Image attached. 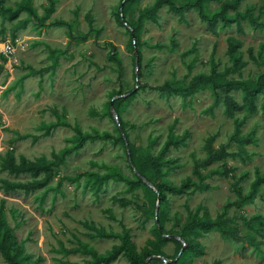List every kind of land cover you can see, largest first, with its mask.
Masks as SVG:
<instances>
[{
	"label": "rangeland",
	"instance_id": "obj_1",
	"mask_svg": "<svg viewBox=\"0 0 264 264\" xmlns=\"http://www.w3.org/2000/svg\"><path fill=\"white\" fill-rule=\"evenodd\" d=\"M4 1L5 7L15 9L22 0ZM154 1H126L121 17V0H31L42 25L27 13L13 21L0 14V38L19 45L14 57L0 59V163L6 152L12 153L16 163L20 157L28 161H52L54 155L64 158L43 189L7 192L0 182V210L14 240L30 257L29 264H90L92 258L83 252L85 248L105 255L121 244L119 238L98 236L101 230L114 235L127 230L129 241L141 254L147 241L157 238L156 208L165 231L178 233L191 214L201 217L206 212L211 219L221 216L224 227L236 233L231 238L218 231L194 236L193 248L179 264H264V230L257 232L255 219L259 216L264 223V185L251 202L225 210L237 198L235 186L246 195L251 184L264 176V93L257 96L254 111L244 110L233 118L223 114L222 104L212 107L214 97L209 89L167 96L137 88L132 96L114 99L118 116L127 124L128 142L146 168V176L165 188L152 198L142 187L129 189L118 181L109 180L98 191L87 185L85 173L104 175L117 170L132 177L123 145L93 140L78 148L72 127L85 133L117 135L116 112L109 111L108 104L117 97L116 92L125 95L135 88L137 51L141 55L138 87L167 81L188 84L199 74L223 73L232 66L226 53L229 38L241 42L236 56L244 66L226 79L254 82L264 71V29L243 21L240 28L218 24L215 32H210L195 11L179 18L167 7L161 8L155 22H143L141 44L133 49L129 27ZM218 7L219 3H206L210 13ZM238 9H251L258 22L264 23V0H242ZM87 17L92 19L91 26ZM91 28L95 31L84 41L70 37H82ZM187 51L193 52L183 58ZM188 64H193L190 72ZM230 95L241 103L240 92ZM235 123L239 124L236 136ZM51 124L57 126L42 136ZM24 135L28 138H18ZM170 135L183 138V142L169 148L160 174H155L150 159L160 153ZM33 136L39 137L35 143ZM211 138L213 149L225 146L231 152L244 150L247 155L200 167L204 181L199 182L194 167L202 165ZM239 139L247 142L237 143ZM224 164L231 169L226 177L217 174ZM0 180L26 184L32 178L28 174L14 176L0 166ZM184 182L208 185L209 189L183 195L170 190ZM118 199H126L127 206L115 202ZM176 249L177 245L169 242L162 251L172 258ZM150 258H142L140 264H151ZM160 261L165 260L160 257L154 264ZM0 264H4L1 256ZM109 264L131 262L121 253Z\"/></svg>",
	"mask_w": 264,
	"mask_h": 264
},
{
	"label": "trees",
	"instance_id": "obj_2",
	"mask_svg": "<svg viewBox=\"0 0 264 264\" xmlns=\"http://www.w3.org/2000/svg\"><path fill=\"white\" fill-rule=\"evenodd\" d=\"M50 3H53V0H48ZM123 1V0H121ZM129 3H134L137 0H127ZM242 0H155L154 3L141 11L136 20V24L130 25L129 31L131 35L130 45L133 49L136 50L140 46V30L144 21L155 22L157 17V12L163 8L167 7L169 11L178 15L179 18H183L184 14L188 11H195L198 15V18L201 22L205 23L208 30L210 32H215V27L220 24V27L227 28L231 27L235 24L238 28H240V24L243 21H246L249 25L258 28L264 29V23H259L257 18H255L252 14L251 9H246L244 12H241L238 7ZM208 2H216L219 3V7L214 12H208L206 10V3ZM5 1L0 0V14L4 18H8L9 21L15 20L21 13H27L30 18L39 22L41 25V21L37 16L35 10L31 6V0H22L15 9L7 8L4 6ZM126 3V2H125ZM232 12V14H230ZM122 16L124 15V11L122 10ZM125 20H122V23ZM87 22L89 26L92 24V19L87 17ZM126 22V21H125ZM127 24V23H126ZM240 30V29H239ZM94 29H90V32L82 37H73L70 35L72 40H80L84 41L89 36L91 32H94ZM132 36L135 38V44H133ZM172 46L175 47L176 43L173 42ZM241 42L234 38H229L227 40V55L232 62V66L226 69L223 73H217L215 70H212L209 74H199L193 77L188 84L184 82H173L167 81L164 82L160 86H148L143 85L138 88L144 89L149 88L151 90L157 91L160 94H166L167 96H176V95H193L198 91L209 89L212 92L214 97V101L212 107H217L220 104L223 105V114L229 118H233L235 113L242 112L244 110H255V100L258 95L264 93V71L263 73L256 79V81H248V80H228L226 79L227 75L237 73L244 66V63L240 58L236 56L237 50L240 48ZM160 47V46H158ZM193 51H187L182 54V57H186L188 54ZM53 54V53H52ZM113 57V54L110 53ZM138 62L141 61L140 52H136ZM114 59V57H113ZM5 61V59L3 58ZM3 65H0V69ZM193 68V64L187 65V70L190 72ZM238 91L241 93V103L236 102L232 96L231 92ZM131 92V91H130ZM122 95L121 91L116 92L115 95ZM133 92L131 94L134 95ZM115 101V100H114ZM113 101V110H115V114L117 116L118 123L115 125L116 136L109 134L108 132H97L94 131L92 133L82 132L78 126L72 127L76 136L78 137V148H81L82 145L87 141L99 140V141H112L115 143H119L124 146L126 150V145L128 148V153L126 151L127 156L130 157L132 166L136 173H134L132 169V177L125 176L121 172L117 170H112L104 175H97L94 173H85L87 176V185L90 186L93 190H100L104 184H106L109 180L118 181L125 183L129 189H136L142 187L146 193L152 197L156 198V194H162V189L165 187L162 183H154L151 179H149L146 174V168L140 163V161L135 156L134 146L128 142V133L126 131L127 124L124 123L120 117L118 116V109L115 107V102ZM121 99L119 100V102ZM108 110L110 109V102L108 104ZM57 124H51L46 128V131L42 134V136H48L50 130L55 128ZM63 126H69L67 124H63ZM129 128L134 130L135 127L130 125ZM239 124L235 123V136L239 133ZM20 140H25L28 138V135L18 137ZM39 137L33 136L32 143H35ZM183 142V138H175L170 135L166 142L164 143L160 153L157 156L151 157L150 165L155 174H160V165L163 162L164 155L168 152L170 147H177L180 143ZM247 142L243 139H239L237 143L243 144ZM206 158L202 162V165L196 164L194 167V174L199 182L204 181V176L199 171L200 167L208 166L212 163H220L223 162L227 158H235V157H243L247 154L244 150H239L236 152H231L226 149L225 146L220 147L219 149H213L212 147V138L209 139L206 143L205 147ZM64 162L63 155L58 156L54 155V160L46 161L45 159H40L36 161H28L24 157L19 158V162L16 163L15 157L11 152L5 153L4 160L0 163L1 170L8 171L10 174L14 176L28 174L32 181L22 184L19 182L11 183L9 181L0 180L2 184V188L9 191L23 190L26 193L34 192L36 190H40L45 188L49 182L52 180L54 176V167H58L60 164ZM132 168V167H131ZM231 169H228L227 165H222L217 174H220L224 177L228 176ZM42 176L41 178H39ZM145 178L149 183H151L153 190L149 188L143 180L139 177ZM264 185V176L258 177L250 187V191L248 194L243 195L240 188L235 186V194L236 200L233 203L227 204L225 206V210L230 207H240L241 205L251 202L252 199L257 194L259 187ZM208 190L209 186L204 184H195L184 182L179 187H171V191L177 195L188 194L193 192V190ZM115 202H118L121 206H127L128 201L126 199H118ZM162 202V199L160 200ZM154 208V207H153ZM151 215L154 217V213ZM257 219L259 227L257 232L262 234L264 230V223L261 221V218L255 217ZM225 221L222 220V217H218L217 219H211L209 215L205 212L201 217H198L196 214H191L189 218V223L178 233L165 231L159 225V219H156V227L155 233L157 238L155 240L147 241L146 246L142 249L141 254L137 253L134 245L129 241V232L123 229V232L119 235L114 234H106L103 230L98 232V236L102 238L116 237L119 238L121 244L119 246H114L111 251H109L105 255H98L93 252L91 249L85 248L83 252L91 256L92 261L90 264H109L110 262L116 260L117 256L121 253L125 254V256L129 259L131 264H140L142 258H150V263L154 264L158 262V257L164 258L165 261H160L159 264H179L180 260L183 256L189 252L194 243V236H199L201 234H208L212 231L220 232L223 237L231 238L236 235L235 231H231L224 227ZM191 235V236H190ZM190 236V237H189ZM178 237L183 241L176 239ZM169 242H172L177 245L176 254L174 257L169 258L166 257L164 252L162 251L163 247L166 246ZM252 243V240H251ZM183 248L182 253L180 254V259H177L175 262L169 261V259H176L179 252ZM73 252V251H72ZM0 256L4 261V264H29L30 257L24 253L23 248L16 243L12 236V231L9 228L8 224L4 220L3 213L0 210ZM167 262V263H166Z\"/></svg>",
	"mask_w": 264,
	"mask_h": 264
},
{
	"label": "water",
	"instance_id": "obj_3",
	"mask_svg": "<svg viewBox=\"0 0 264 264\" xmlns=\"http://www.w3.org/2000/svg\"><path fill=\"white\" fill-rule=\"evenodd\" d=\"M126 1H127V0H123L122 3H121V7H120V16H121V17H122V14H121V13H122V6H123V4H124ZM123 24H124V25H127L125 21H123ZM132 39H133V44H135V38H134V36H132ZM138 70H139V65H138V58H137V55H136V58H135V72H136V74H135V80H136V86H135V88H134L131 92H129V93L125 94V95L117 96V97L113 98V99L110 101V109H111V112L114 113V110H113V101H114V99L127 97V96L131 95L135 90H137V88H138V79H139V76H138ZM114 117H115V119H116V122L118 123V120H117V116H116V114H114ZM126 151H127V153H128L127 145H126ZM128 161H129V165L132 167L134 173L137 174V172H135V170H134V168H133V166H132V163H131V160H130V157H129V156H128ZM139 177L143 180V182H144L149 188L153 189L151 183H149L145 178H143V177H141V176H139ZM155 219H157V208L155 209ZM176 239L182 241L181 239H179V238H177V237H176ZM182 243H183V241H182ZM182 251H183V248H182L181 251L179 252L177 258L180 256V254L182 253ZM156 258H160V257L157 256Z\"/></svg>",
	"mask_w": 264,
	"mask_h": 264
},
{
	"label": "built area",
	"instance_id": "obj_4",
	"mask_svg": "<svg viewBox=\"0 0 264 264\" xmlns=\"http://www.w3.org/2000/svg\"><path fill=\"white\" fill-rule=\"evenodd\" d=\"M18 48V44L14 45L11 41H5L0 38V59L4 58L6 61H8L11 57L16 55V50Z\"/></svg>",
	"mask_w": 264,
	"mask_h": 264
}]
</instances>
